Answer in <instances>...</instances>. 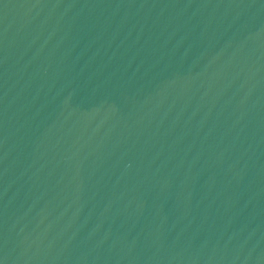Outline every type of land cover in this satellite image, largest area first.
Segmentation results:
<instances>
[{
    "label": "water",
    "instance_id": "water-1",
    "mask_svg": "<svg viewBox=\"0 0 264 264\" xmlns=\"http://www.w3.org/2000/svg\"><path fill=\"white\" fill-rule=\"evenodd\" d=\"M0 264H264V0H0Z\"/></svg>",
    "mask_w": 264,
    "mask_h": 264
}]
</instances>
